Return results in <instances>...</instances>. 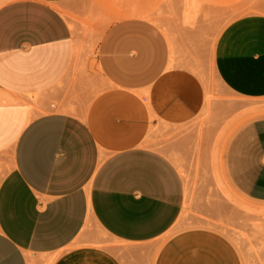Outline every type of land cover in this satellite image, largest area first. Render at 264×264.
Listing matches in <instances>:
<instances>
[{
  "label": "crops",
  "instance_id": "0c3cea01",
  "mask_svg": "<svg viewBox=\"0 0 264 264\" xmlns=\"http://www.w3.org/2000/svg\"><path fill=\"white\" fill-rule=\"evenodd\" d=\"M66 1L0 6V264H121L76 245L89 225L143 246L163 239L181 212V178L145 140L151 128L192 122L205 105L203 85L174 61L156 26L121 19L98 39L104 89L86 103L59 10ZM213 66L229 93L264 99V15L229 23ZM153 264L243 262L224 236L191 230L165 240Z\"/></svg>",
  "mask_w": 264,
  "mask_h": 264
},
{
  "label": "rangeland",
  "instance_id": "374dc122",
  "mask_svg": "<svg viewBox=\"0 0 264 264\" xmlns=\"http://www.w3.org/2000/svg\"><path fill=\"white\" fill-rule=\"evenodd\" d=\"M8 1L0 0V6ZM59 10L73 31L86 103L104 89L95 63L98 39L106 25L128 18L156 26L174 61L205 91V105L192 122L151 128L145 140L173 164L183 184L181 212L171 231L156 243L130 246L89 225L76 245L105 250L121 264H153L165 240L207 230L227 238L243 264H264V99L229 93L213 66L224 28L244 16L264 15V0H67Z\"/></svg>",
  "mask_w": 264,
  "mask_h": 264
},
{
  "label": "bare ground",
  "instance_id": "6f19581e",
  "mask_svg": "<svg viewBox=\"0 0 264 264\" xmlns=\"http://www.w3.org/2000/svg\"><path fill=\"white\" fill-rule=\"evenodd\" d=\"M190 15H192V14H190ZM187 20V19H186ZM49 264H51V262H49Z\"/></svg>",
  "mask_w": 264,
  "mask_h": 264
}]
</instances>
